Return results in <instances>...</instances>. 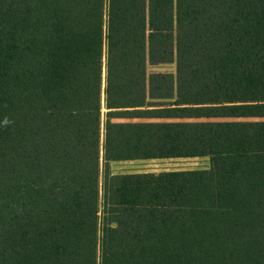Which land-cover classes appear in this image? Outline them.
<instances>
[{
  "label": "trees",
  "instance_id": "trees-1",
  "mask_svg": "<svg viewBox=\"0 0 264 264\" xmlns=\"http://www.w3.org/2000/svg\"><path fill=\"white\" fill-rule=\"evenodd\" d=\"M0 264H264V0H0Z\"/></svg>",
  "mask_w": 264,
  "mask_h": 264
},
{
  "label": "rangeland",
  "instance_id": "rangeland-1",
  "mask_svg": "<svg viewBox=\"0 0 264 264\" xmlns=\"http://www.w3.org/2000/svg\"><path fill=\"white\" fill-rule=\"evenodd\" d=\"M149 69L171 71L174 70L173 62L157 64L150 66ZM103 77L104 71L101 75V106H100V145L103 141V125L106 119V111L108 108L103 104ZM204 117H111L112 121L125 120H200ZM215 119V118H209ZM209 166V158L207 155H193V156H163V157H138L109 160L105 162L100 153V168L107 170L110 173H126V172H142V171H160L170 169H193L206 168Z\"/></svg>",
  "mask_w": 264,
  "mask_h": 264
}]
</instances>
